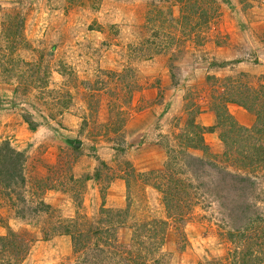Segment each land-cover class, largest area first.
Here are the masks:
<instances>
[{"label": "rangeland", "instance_id": "rangeland-1", "mask_svg": "<svg viewBox=\"0 0 264 264\" xmlns=\"http://www.w3.org/2000/svg\"><path fill=\"white\" fill-rule=\"evenodd\" d=\"M202 5L209 12L212 6V15L202 24L196 15L191 31L175 0H0V140L24 156L22 182H0V234L12 229L29 245L21 264H237L243 242L264 236L262 162L252 168L234 152L212 158L216 167L206 171L184 166L190 155L211 158L185 144L194 125H200L209 153L223 150L219 126L205 130L215 122L214 110L245 127L255 123L258 111L264 126V26L253 23L264 20V0ZM7 15L18 21L10 23ZM244 19L250 26H241ZM7 27L15 36L5 39ZM215 47L224 57L241 55L243 66L211 73L206 63ZM146 110L147 123L136 116ZM202 112L211 115V124H200ZM131 120L147 127L130 139L121 126ZM236 127L224 134L244 140L248 132ZM256 135L264 144V134ZM134 142L140 171L126 158ZM92 169L97 178H88ZM242 175L250 181H240ZM172 177L180 185L167 207L157 185ZM114 178L124 181V200L109 208L125 210L113 240L90 236L73 253L69 238L53 234L52 227L75 213L83 219L79 231L99 217L104 227L99 194L105 196ZM49 190L55 204L38 207ZM159 219L165 220L160 239L144 237L143 247L131 239L132 228L142 223L155 229L148 233H158L152 220ZM256 241L248 246L259 254Z\"/></svg>", "mask_w": 264, "mask_h": 264}, {"label": "trees", "instance_id": "trees-1", "mask_svg": "<svg viewBox=\"0 0 264 264\" xmlns=\"http://www.w3.org/2000/svg\"><path fill=\"white\" fill-rule=\"evenodd\" d=\"M179 6V18L186 20H189L187 24H190V30L192 31L195 27V20L193 21V18L198 15V19L200 20L199 23H206L208 21V18L212 15L211 11L214 9L211 6L210 12L207 10L206 7H204L202 4L204 3L205 0H175ZM241 1V0H239ZM208 6V5H206ZM178 18V19H179ZM7 20H9L10 23L17 22L18 17H15L14 15L9 18V15L6 17ZM15 30H9L8 27L5 28L4 33L5 37L3 38L6 39V37H12L15 36L14 34ZM23 42V41H22ZM12 47L15 48V45H12ZM17 58V57H16ZM20 61V59H15V62ZM22 61V60H21ZM1 62V61H0ZM26 63V62H23ZM5 68V67H4ZM248 97V94H246ZM231 102H234L233 100H230ZM236 103V102H235ZM244 105L245 108L246 105L245 103H241ZM220 110V111H219ZM219 110H214V117H215V122L212 125H209L205 127L206 131H213L216 127L219 126L220 130L223 131L220 135V139L222 140L223 143V150L219 155L209 153L207 151V146L203 143L201 133H199V130H201L200 125H194L191 120L188 121V125H191V123L195 126L196 129H193L185 132V138L190 142H186L185 144L187 145L188 149H198L201 150L202 154L210 156L211 158H201L202 156L200 155H190L189 158L191 161L188 162L187 164L184 163L185 168L189 169L192 168L194 172L200 170V171H206L205 168L210 169L209 167H216V165L213 163L212 158H222V159H228L230 155H233L234 152L239 153V157H241L242 160H247V164L250 165V167L254 168L255 164L262 162L264 164V144L258 142V135H263L264 134V126L260 124V119L261 115L258 113V111L255 113V118L256 121L251 127H245L241 125H236L235 122L232 120V117L229 114H225L224 110L219 108ZM223 113V114H222ZM257 115V116H256ZM258 117V118H257ZM23 121L26 122L28 125V128L30 130L35 129V123L27 119L26 117L23 116ZM233 127L238 128L240 131L243 132H248V135L244 138V140H239L237 137H227L224 132L230 134L232 133ZM121 131L124 133V125L121 126ZM192 135H195V141ZM254 135V136H253ZM255 138V139H254ZM251 139H254L251 141ZM248 141V142H247ZM257 143V145H256ZM237 145L236 148L233 146ZM250 145V146H249ZM167 155V153H165ZM169 156V155H168ZM23 154L19 151L13 150L7 139H2L0 140V182L2 183V186H8L10 184H16V183H21L22 182V162H23ZM167 158V157H166ZM173 160L174 156L172 155ZM95 160L98 161L99 163H103V159L99 157L98 155H95ZM168 161V160H167ZM167 165L163 163V166L161 168H166L168 163L166 162ZM258 165V164H257ZM160 168V169H161ZM166 171V170H164ZM157 173V171H155ZM216 172V171H215ZM214 172V173H215ZM217 173V172H216ZM215 173V174H216ZM138 174H141L140 172ZM88 178L96 177L98 176V171L97 169H92L90 173H88ZM171 177V176H170ZM173 178V179H172ZM169 178V180H166V186L165 183L158 184L157 187L160 188L161 196L163 198V201L165 204H167V207L170 205L169 201V194H177V189L178 186L180 185V179L176 177ZM240 178V181H250L249 177L246 176H240L237 177ZM169 182V183H168ZM253 183V181H251ZM179 190V189H178ZM177 192V193H176ZM99 199H100V205L98 209V213L100 215H106L107 216V224L103 227V225H99L97 222L101 221V217H99L95 223H90L87 225L86 229L84 231H79L77 228L78 224H81L83 222V219H78L81 218V215H78V213H75V216L69 219H64L62 223H58L52 227V232L55 230V233L53 234H58V235H66L69 238L70 242V248L73 253H76L78 250L82 249L84 246L85 242H88V238L90 240V236H96L99 237L100 240L103 241V243H107L108 241H112L114 234H115V224L121 222L120 219V213L124 211L125 209H111L109 207H105L103 204L104 197L101 194H99ZM37 206L38 207H44L47 208L49 205L44 203L42 200L37 201ZM152 221H157V224L160 228L158 233H148L149 231L154 230L149 227L147 224H140L132 229V234H131V239L135 241L138 246H142L145 244L144 237L149 238L150 242H152L153 238H157L159 236V239L161 237V228H163L162 225H165V220H152ZM263 230H264V215H263ZM250 227V226H249ZM247 227V229L249 228ZM254 227V225H252ZM260 227V226H259ZM139 229L140 232H137ZM237 230V229H236ZM159 234V235H158ZM50 235V234H49ZM46 233L43 232L42 238L46 239L49 236ZM141 236V237H140ZM260 238V240H259ZM254 239H257L256 245L258 247H261L258 249L260 252L259 254H256V251L254 249H251L248 245L251 244ZM148 242V243H150ZM154 243V241H153ZM94 244V243H93ZM109 244V243H107ZM28 244L25 243L24 241L21 240L19 235H17L16 232H14L12 229L7 228L6 232L4 234H0V264H21L27 255L28 252ZM257 247V248H258ZM263 247V249H262ZM245 248V249H244ZM244 250V251H243ZM243 251V252H242ZM240 257L238 260L237 264H244L246 257L252 256L250 259V264H264V236H256V237H251L250 239L247 238L246 242H243V247L239 249ZM139 256V255H138ZM85 259H83L84 261ZM73 262L71 264H84V262ZM235 261V260H234Z\"/></svg>", "mask_w": 264, "mask_h": 264}, {"label": "crops", "instance_id": "crops-1", "mask_svg": "<svg viewBox=\"0 0 264 264\" xmlns=\"http://www.w3.org/2000/svg\"><path fill=\"white\" fill-rule=\"evenodd\" d=\"M234 17H239V16H243L241 15L240 12H234ZM244 18V17H243ZM252 22L251 21H246L244 19L243 21V24L241 25L242 27H246V26H250L249 24H251ZM253 23H258L259 26H264V20L262 19H259V20H256V21H253ZM241 24V23H240ZM235 27H237V25H235ZM237 34V33H236ZM239 35V34H238ZM248 36V35H247ZM234 37H237L234 36ZM246 37V36H245ZM244 36L242 37L241 39V42L242 40L245 38ZM257 45V44H256ZM250 47V46H249ZM223 48V47H221ZM252 50H253V45H251L250 47ZM212 49V48H211ZM258 49H255L254 50V55L258 54L257 53ZM212 52V51H211ZM252 52V51H251ZM253 55V57H254ZM261 55V54H260ZM258 56V55H257ZM211 57L213 58H209V62H205L207 66L210 67L211 69V73L213 74H216L218 72H221V71H224L225 69H228L229 67L231 66H234L235 68H239V66H243L241 65L243 62V58L241 55H236L234 58L233 57H224L223 56V51H220L219 47H215L213 49V52L211 53ZM259 57V56H258ZM257 57V59H258ZM261 57H263L264 59V54L261 55ZM255 59V58H254ZM260 60H263L262 58L259 57ZM208 61V60H207ZM264 62V60L262 61ZM212 64V66H210ZM231 65V66H230ZM229 104H227L228 106ZM150 113V111L146 110L145 113L144 111H142L140 114L136 115L137 117L139 116H143L145 117V122L147 123L150 118L148 117V114ZM238 113H241V112H238ZM207 114V115H205ZM242 116L243 118L245 117V115L242 113ZM250 116V115H249ZM251 117V116H250ZM250 117H247L248 120L250 119ZM246 118V117H245ZM244 118V119H245ZM199 119H200V124H203V125H209L211 124V121H212V118H211V115L208 114V113H200L199 114ZM129 123H127L125 126H124V135H127V137H129L130 139L131 138H134L136 135L139 136L142 132H143V129H146L145 125H135L132 123V120L129 121ZM67 126H71L70 124H68ZM145 127V128H144ZM64 131V130H62ZM67 132V131H65ZM126 137V136H125ZM124 137V138H125ZM135 144L132 145L130 147V149H128L127 151V155H126V158L127 160L132 164L133 167L136 168V170H143L144 168H141L142 166H140V162H143V161H139L138 159V147L139 146H136V142H134ZM137 149V150H135ZM163 154V153H162ZM158 156H161V157H158L159 161H161L160 159L162 158V155H160V153L158 152ZM159 163V162H158ZM159 165V164H158ZM157 165V166H158ZM78 166H75L74 168L76 169ZM80 168H78L77 170H79ZM74 170V169H73ZM76 172V171H75ZM88 173H90V170L88 171ZM76 173L73 172V175H75ZM117 182V183H116ZM119 182V183H118ZM123 179L122 178H114L113 181H111L110 183V186H108L106 188V193H105V196H104V206H108V207H121L123 205V190H122V186H123ZM111 184H114V187L113 185ZM117 184V186H116ZM116 186V187H115ZM52 190H49L48 191V194L45 195L43 198H42V201L46 204H55V202L53 201L54 200V195L53 193L51 192ZM55 193H57V190L54 191ZM52 193V194H51ZM57 198L55 197V200ZM62 205L61 204V208H62ZM66 236V235H64ZM68 237V236H66Z\"/></svg>", "mask_w": 264, "mask_h": 264}]
</instances>
